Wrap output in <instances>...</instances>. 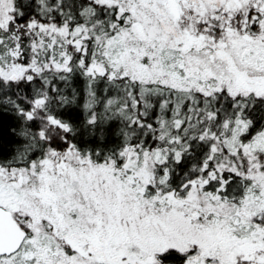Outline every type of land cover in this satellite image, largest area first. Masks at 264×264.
Masks as SVG:
<instances>
[{"label": "snow or ice", "instance_id": "obj_1", "mask_svg": "<svg viewBox=\"0 0 264 264\" xmlns=\"http://www.w3.org/2000/svg\"><path fill=\"white\" fill-rule=\"evenodd\" d=\"M0 264H264V0H0Z\"/></svg>", "mask_w": 264, "mask_h": 264}]
</instances>
